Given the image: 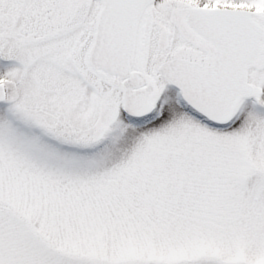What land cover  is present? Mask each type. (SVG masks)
<instances>
[{
    "label": "snow or ice",
    "instance_id": "snow-or-ice-1",
    "mask_svg": "<svg viewBox=\"0 0 264 264\" xmlns=\"http://www.w3.org/2000/svg\"><path fill=\"white\" fill-rule=\"evenodd\" d=\"M0 264H264V0H0Z\"/></svg>",
    "mask_w": 264,
    "mask_h": 264
}]
</instances>
